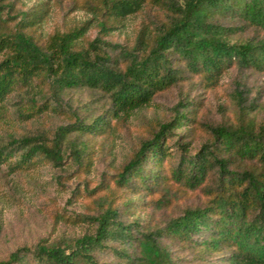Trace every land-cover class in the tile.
<instances>
[{
	"label": "trees",
	"instance_id": "trees-1",
	"mask_svg": "<svg viewBox=\"0 0 264 264\" xmlns=\"http://www.w3.org/2000/svg\"><path fill=\"white\" fill-rule=\"evenodd\" d=\"M26 1L0 0V120L16 91L39 89L43 101L33 96L30 106L18 110L28 120L58 110L68 92L87 91L94 95L90 101L103 102L52 134H10L0 145V163L15 170L44 160L62 166L66 150L74 163L90 168V138L127 122L159 95L193 78L205 89L216 88L235 67L264 73V0H73V9L92 17L45 38L40 28L61 0L24 6ZM154 8L164 18H152ZM139 14L144 17L127 44L105 39ZM93 26L98 35L86 41ZM250 29L256 34L244 37ZM245 92L237 82L236 122L209 124L210 138L196 151L187 130L178 132L196 122V102L185 95L173 117L160 121L112 176L116 188L145 197L160 193L161 206L170 201L168 181L203 189L202 204L153 226L123 219L131 199L116 204L98 195L96 212L81 218L95 224L92 233L69 243L19 247L0 264H103L104 251L108 264H264V121L253 117L260 105Z\"/></svg>",
	"mask_w": 264,
	"mask_h": 264
},
{
	"label": "rangeland",
	"instance_id": "rangeland-1",
	"mask_svg": "<svg viewBox=\"0 0 264 264\" xmlns=\"http://www.w3.org/2000/svg\"><path fill=\"white\" fill-rule=\"evenodd\" d=\"M34 3V0H27L24 6ZM75 6L73 0L56 3L52 15L40 28L41 38L47 37L56 28L92 17L85 9H73ZM150 16L164 18L158 8L151 9ZM143 17V14L129 17L124 28L105 39L127 44L134 37ZM255 34L250 29L243 36ZM97 35L98 29L93 26L87 33L86 41ZM237 82H241L246 95L256 99L260 105L253 117L257 121H264V73L242 71L235 67L223 76L216 88L205 89L199 85L197 78H193L159 95L150 106L137 111L127 122L114 123L106 134L90 138V168L74 163L67 150L62 166L44 160L34 168L15 170L8 162L0 163V261L19 247L34 248L39 243H69L74 238L92 233L95 224L81 218L96 212L94 198L98 195H106L116 204L131 199L130 207L123 210V219L132 221L139 218L143 224L149 222L153 226L163 224L187 206L202 204L207 199L203 189L191 190L168 181L170 201L161 206L157 204L160 193L145 197L131 190L116 188L112 176L132 155L141 140L151 135L160 121L173 117L174 106L185 95H190L196 102V122L178 132L187 130L191 135L192 151L210 138L209 124L236 122L238 109L233 93ZM45 92L49 100L53 99V94ZM38 94L39 89L34 88L25 95L22 91H16L7 99L8 112L0 120V145L6 142L10 134L32 133L39 129L52 134L58 125L72 123L76 114L83 116L95 112L103 102L100 99L90 101L94 95L87 91L68 92L58 100V110H47L38 117L32 115L28 117L29 120L21 117L18 110L30 106L33 96L39 102L43 101ZM88 188L96 190V193L90 195ZM177 252L186 254L183 250ZM99 258L103 264H108L110 260L106 251L99 253ZM196 262L203 264V261Z\"/></svg>",
	"mask_w": 264,
	"mask_h": 264
}]
</instances>
